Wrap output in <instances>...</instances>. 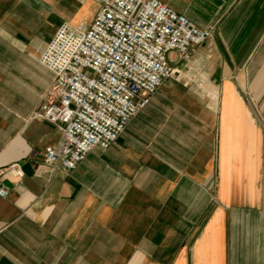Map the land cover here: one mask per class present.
Listing matches in <instances>:
<instances>
[{"label":"crops","instance_id":"0c3cea01","mask_svg":"<svg viewBox=\"0 0 264 264\" xmlns=\"http://www.w3.org/2000/svg\"><path fill=\"white\" fill-rule=\"evenodd\" d=\"M212 36L108 149L50 176L56 126L32 118L58 28L96 0H0V264H264V0H161Z\"/></svg>","mask_w":264,"mask_h":264},{"label":"built area","instance_id":"2783aa9c","mask_svg":"<svg viewBox=\"0 0 264 264\" xmlns=\"http://www.w3.org/2000/svg\"><path fill=\"white\" fill-rule=\"evenodd\" d=\"M96 1L93 23L64 22L39 59L54 81L32 118L53 124L62 138L46 148L38 173L73 171L95 148H110L164 80L176 77L167 55L176 51L187 60L212 36L161 0ZM6 173L23 176L18 163L0 177ZM7 194L1 186L0 196Z\"/></svg>","mask_w":264,"mask_h":264},{"label":"rangeland","instance_id":"374dc122","mask_svg":"<svg viewBox=\"0 0 264 264\" xmlns=\"http://www.w3.org/2000/svg\"><path fill=\"white\" fill-rule=\"evenodd\" d=\"M77 27H79V26H77ZM176 75H177V72H176Z\"/></svg>","mask_w":264,"mask_h":264}]
</instances>
